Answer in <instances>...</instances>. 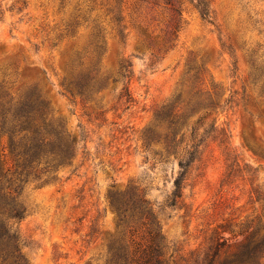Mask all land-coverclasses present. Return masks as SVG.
<instances>
[{"label":"rangeland","instance_id":"1","mask_svg":"<svg viewBox=\"0 0 264 264\" xmlns=\"http://www.w3.org/2000/svg\"><path fill=\"white\" fill-rule=\"evenodd\" d=\"M114 1L0 0V85L13 93L36 87L77 150L51 182L25 187L28 212L16 226L30 264H106L109 244L129 238L109 194L132 180L147 188L163 235L182 252L203 246L222 223L264 215V199H256L264 197V97L249 77L251 60L264 58V0H210L214 23L185 0L178 39L168 51L162 43L172 13L163 0H120L124 41L107 10ZM96 25L103 28L98 44ZM122 63L132 72L125 78ZM87 69L108 81L93 100H83L70 84ZM125 84L130 98L120 97ZM192 90L218 101L203 120L214 118L231 131L228 146L253 170L222 186L224 145L210 141L203 163L189 169L183 205L173 208L166 199L177 160L161 156L160 144L146 149L142 137L161 105L180 92V105H187ZM198 108L187 107L182 118L188 134L205 114ZM0 161V170L9 164L5 156Z\"/></svg>","mask_w":264,"mask_h":264},{"label":"trees","instance_id":"2","mask_svg":"<svg viewBox=\"0 0 264 264\" xmlns=\"http://www.w3.org/2000/svg\"><path fill=\"white\" fill-rule=\"evenodd\" d=\"M163 1L172 13L170 28L162 43L164 50L168 51L176 45L185 0ZM186 1L198 11L203 21L214 23L210 0ZM119 2L115 0L107 10L112 14L115 35L124 41L126 27L122 23ZM94 28V39L98 44L103 37V28L99 25ZM149 45H152L151 41ZM250 63L249 77L255 85H260L264 97V58ZM121 68L125 70L122 72L124 78L129 76L126 72L132 73L124 63ZM70 84L83 100H93L107 87L108 81L94 69H87L72 76ZM193 90L187 105L179 103L181 92L161 105L142 137L146 149L152 144H160L161 156L177 160L179 170L166 199V204L173 208L183 205L184 181L189 169L195 163H203V154L210 141L224 145L228 164L221 180L222 186L228 184L236 173L253 170L244 161L241 166L235 149L228 146L231 131L219 126L214 118L209 123L203 120L212 113L218 101L211 94L203 99L197 98L201 90ZM123 96L130 98L128 84L122 88L120 97ZM189 106L205 109V114L190 127V134L185 128L186 120H182ZM191 111L193 114L197 109ZM76 153L75 140L66 137L54 124L49 103L36 87L13 93L7 83L0 85V157L5 156L9 163L0 170V264H30L21 252L22 238L16 226L28 212L23 199L25 187L31 183L44 185L51 182L60 169L72 165ZM148 194L147 188L136 180L124 189L110 192L111 208L116 213L119 226L129 233V238L123 237L109 244L106 264H264V215L239 224L222 223L203 246L182 252L177 247L172 249L163 235ZM256 199L264 197L257 196Z\"/></svg>","mask_w":264,"mask_h":264}]
</instances>
